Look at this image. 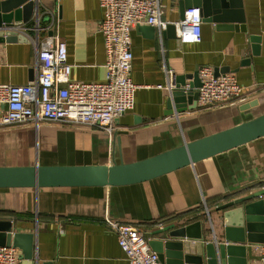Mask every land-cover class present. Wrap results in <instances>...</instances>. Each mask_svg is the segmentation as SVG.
I'll return each mask as SVG.
<instances>
[{
	"label": "crops",
	"instance_id": "crops-1",
	"mask_svg": "<svg viewBox=\"0 0 264 264\" xmlns=\"http://www.w3.org/2000/svg\"><path fill=\"white\" fill-rule=\"evenodd\" d=\"M240 1L225 9L241 11L245 28L203 19L200 41L181 42L176 27L162 33L147 23L132 28L130 77L137 89L133 107L116 119L113 137L100 129L49 121L0 128V166L133 162L263 114L264 0ZM181 2L161 0L162 18L179 21ZM103 18L99 0H40L23 30H14L27 40L1 43L0 81H35L37 53L50 35L67 45L72 80L104 81ZM204 65L234 74L244 87L243 99L184 111L172 100L169 107L178 78L184 77L188 89L189 75ZM166 69L174 73L171 85ZM262 181L264 136L136 184L0 188V219L12 221L14 231L34 236L30 260L17 247L21 264H129L106 217L138 226L150 237L158 227L204 214L207 228L211 230L210 219L214 227L204 240L219 242L223 219L215 208L256 191ZM196 242L185 238L186 251L196 253Z\"/></svg>",
	"mask_w": 264,
	"mask_h": 264
},
{
	"label": "water",
	"instance_id": "water-1",
	"mask_svg": "<svg viewBox=\"0 0 264 264\" xmlns=\"http://www.w3.org/2000/svg\"><path fill=\"white\" fill-rule=\"evenodd\" d=\"M40 0H0V43L26 41L14 30H23ZM182 0L181 19L187 8H200L202 19L209 22H230L227 28L244 29L245 18L238 11L230 14L225 7L236 0ZM241 1L239 0V4ZM232 22L234 24H232ZM243 23V24H242ZM219 26V25H218ZM173 24L168 29L174 28ZM8 31H7V30ZM6 30V31H5ZM225 69L216 68L217 75ZM193 81L186 89V80L179 77L172 96L178 111L195 108L200 85L198 72L189 75ZM184 86V87H182ZM248 106L244 107L247 108ZM264 136V113L236 125L202 136L182 145L133 162L76 165L0 166V188L123 186L144 182L200 160L239 147ZM222 211L223 240L205 241L211 230L204 223V214H197L189 223H168L150 232L149 243L162 264H248L253 257L251 245L264 243V188L230 199L216 208ZM210 214V213H209ZM10 220L0 219V245L18 247L23 256L32 258L33 234L14 231ZM211 233V232H210ZM196 239V253L185 249L184 239ZM205 239V240H204Z\"/></svg>",
	"mask_w": 264,
	"mask_h": 264
},
{
	"label": "built area",
	"instance_id": "built-area-1",
	"mask_svg": "<svg viewBox=\"0 0 264 264\" xmlns=\"http://www.w3.org/2000/svg\"><path fill=\"white\" fill-rule=\"evenodd\" d=\"M99 2L104 10L99 31L106 48V79L99 82L72 80L67 45L58 35H50L42 40L37 53L39 72L35 81L27 84L0 81V128L49 121L92 127L113 137L116 119L133 107L137 89L130 77L132 28L147 23L162 33L173 24L181 42H196L202 38L203 19L199 7L187 8L182 19L169 22L162 18L161 0ZM166 72L171 85L174 73L170 69ZM198 77L196 107L199 109L243 99L244 87L232 73L217 75L213 66L204 65L198 69ZM258 187L264 188V181ZM106 221L117 235L129 264H162L149 243L150 237L140 227L109 217ZM209 224L214 233L211 219ZM251 247L253 259L248 264H264V243H253ZM21 261L17 247L0 245V264H21Z\"/></svg>",
	"mask_w": 264,
	"mask_h": 264
},
{
	"label": "rangeland",
	"instance_id": "rangeland-1",
	"mask_svg": "<svg viewBox=\"0 0 264 264\" xmlns=\"http://www.w3.org/2000/svg\"><path fill=\"white\" fill-rule=\"evenodd\" d=\"M204 217V216H203Z\"/></svg>",
	"mask_w": 264,
	"mask_h": 264
}]
</instances>
